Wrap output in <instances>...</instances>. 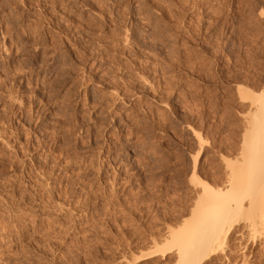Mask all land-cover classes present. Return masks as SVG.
Returning <instances> with one entry per match:
<instances>
[{"label":"rangeland","instance_id":"1","mask_svg":"<svg viewBox=\"0 0 264 264\" xmlns=\"http://www.w3.org/2000/svg\"><path fill=\"white\" fill-rule=\"evenodd\" d=\"M241 87H264V0H0V264H176L141 258L193 217L198 134L225 184ZM245 221L208 264H264Z\"/></svg>","mask_w":264,"mask_h":264},{"label":"bare ground","instance_id":"2","mask_svg":"<svg viewBox=\"0 0 264 264\" xmlns=\"http://www.w3.org/2000/svg\"><path fill=\"white\" fill-rule=\"evenodd\" d=\"M247 88L241 87L239 91L242 98H251L253 108H250L245 122L240 152L234 158L222 157L229 169L225 184L214 187L197 175L198 158L204 143H207L198 134L200 145L193 155V172L189 178L197 189L193 217L184 222V226L169 228V234L156 251L145 254L141 259L156 253L164 256L174 248L177 253L176 264H208L227 252L234 223L239 218L245 219L253 230L264 229V87L256 94L250 93V88L249 91Z\"/></svg>","mask_w":264,"mask_h":264}]
</instances>
